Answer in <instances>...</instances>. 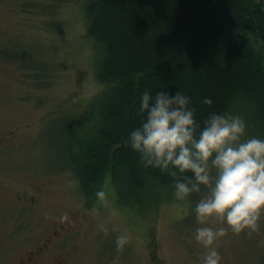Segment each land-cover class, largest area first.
I'll return each instance as SVG.
<instances>
[{
    "label": "rangeland",
    "instance_id": "374dc122",
    "mask_svg": "<svg viewBox=\"0 0 264 264\" xmlns=\"http://www.w3.org/2000/svg\"><path fill=\"white\" fill-rule=\"evenodd\" d=\"M76 3L51 15L28 0H0V264H199L203 249L190 236L200 193L131 206L107 175L89 205L65 167L68 119L76 138L91 132L90 102L101 89ZM66 221L73 228L56 235ZM121 232L128 240L118 248ZM262 241L264 232H229L217 246L223 264H264Z\"/></svg>",
    "mask_w": 264,
    "mask_h": 264
},
{
    "label": "trees",
    "instance_id": "16d2710c",
    "mask_svg": "<svg viewBox=\"0 0 264 264\" xmlns=\"http://www.w3.org/2000/svg\"><path fill=\"white\" fill-rule=\"evenodd\" d=\"M28 1L51 15L72 2ZM79 1L98 53L94 77L101 89L90 102L92 131L76 138L77 121L68 119L63 145L65 167L87 204L96 202L107 175L125 204L174 198L173 178L144 167L126 143L143 119L137 104L145 89L181 87L201 121L213 111L238 112L249 135L264 137V0ZM204 96L213 104H201Z\"/></svg>",
    "mask_w": 264,
    "mask_h": 264
},
{
    "label": "clouds",
    "instance_id": "9594fccd",
    "mask_svg": "<svg viewBox=\"0 0 264 264\" xmlns=\"http://www.w3.org/2000/svg\"><path fill=\"white\" fill-rule=\"evenodd\" d=\"M138 100L143 119L126 143L144 167L173 178L174 199L190 202L193 193L201 194L190 239L203 249L199 264H223L217 245L229 232L249 237L264 232V137L249 135L238 112L213 111L201 121L181 87L148 88ZM200 103L212 105L213 98L204 96ZM127 240L119 233L117 247Z\"/></svg>",
    "mask_w": 264,
    "mask_h": 264
},
{
    "label": "flooded vegetation",
    "instance_id": "af4514ba",
    "mask_svg": "<svg viewBox=\"0 0 264 264\" xmlns=\"http://www.w3.org/2000/svg\"><path fill=\"white\" fill-rule=\"evenodd\" d=\"M32 199L34 200V197H32ZM60 228H61V229H59V228L55 229V231H53V232H54L56 235H57V234H61L62 230L66 231V232H70V228H73V227L69 224V221H66L65 224H62V225L60 226ZM71 230H72V229H71ZM50 241H51V239L48 238V239H47V242L44 241L43 245H40L39 248L44 249L45 246H47V247L51 246V245H50ZM30 258H32V257H30ZM30 261H31V260H29V262H30ZM29 262L26 261V263H22V264H30ZM37 262H38V261H37ZM60 263H62V262L60 261ZM60 263H59V264H60ZM36 264H37V263H36ZM54 264H55V263H54ZM56 264H57V263H56Z\"/></svg>",
    "mask_w": 264,
    "mask_h": 264
}]
</instances>
